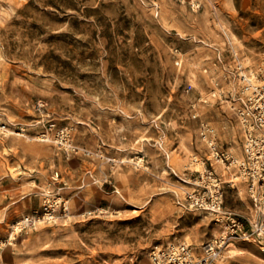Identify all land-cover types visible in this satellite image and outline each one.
<instances>
[{
	"label": "rangeland",
	"instance_id": "rangeland-1",
	"mask_svg": "<svg viewBox=\"0 0 264 264\" xmlns=\"http://www.w3.org/2000/svg\"><path fill=\"white\" fill-rule=\"evenodd\" d=\"M259 91L264 0H0V264L200 251L223 225L187 192L211 163L226 209L257 219L203 133L243 159ZM233 242L215 264H264L258 237Z\"/></svg>",
	"mask_w": 264,
	"mask_h": 264
},
{
	"label": "built area",
	"instance_id": "built-area-1",
	"mask_svg": "<svg viewBox=\"0 0 264 264\" xmlns=\"http://www.w3.org/2000/svg\"><path fill=\"white\" fill-rule=\"evenodd\" d=\"M239 116L244 136L243 159L220 149L208 130L203 136L208 139L214 159L239 166V175L248 183L250 196L261 218L244 220L226 209L225 185L211 163L210 168L200 172L195 187L187 192V199L192 206L215 214L223 225L222 231L200 251L185 242L156 244L149 252L152 264H215L236 239L258 237L264 248V91L242 101Z\"/></svg>",
	"mask_w": 264,
	"mask_h": 264
},
{
	"label": "bare ground",
	"instance_id": "bare-ground-1",
	"mask_svg": "<svg viewBox=\"0 0 264 264\" xmlns=\"http://www.w3.org/2000/svg\"><path fill=\"white\" fill-rule=\"evenodd\" d=\"M254 79V78H253ZM252 81V80H251ZM41 136V135H40ZM39 137V136H38ZM41 139V138H40ZM235 141V140H233ZM228 173V172H227ZM238 176V175H237ZM242 189V188H241ZM242 191V190H241ZM181 200V199H180ZM180 204V203H179ZM184 206V205H183ZM21 222V221H20ZM36 222V221H35ZM20 224V223H19ZM189 244V243H188ZM238 250V248L235 246V243L232 242V244H230V246L228 247V249L226 250V253L230 254V256L235 255L236 251ZM225 255V254H224ZM223 259V258H222ZM221 259V260H222Z\"/></svg>",
	"mask_w": 264,
	"mask_h": 264
}]
</instances>
